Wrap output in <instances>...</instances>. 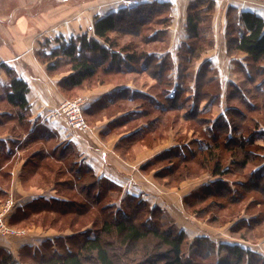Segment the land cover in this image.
<instances>
[{
  "label": "crops",
  "instance_id": "1",
  "mask_svg": "<svg viewBox=\"0 0 264 264\" xmlns=\"http://www.w3.org/2000/svg\"><path fill=\"white\" fill-rule=\"evenodd\" d=\"M152 2L171 5V24L164 41H161L164 46H159L157 50L151 49L148 54L154 56L157 63L166 65L162 68L175 85L178 84L181 71L182 74H191L187 82L191 105L196 91L197 73L204 64H208L218 78V99L214 102L201 101L200 111L211 121L225 115L229 105L238 103L229 98L231 84L240 86L246 79L245 75L247 78L253 75L245 54H229V31L235 27L232 38L242 36L245 27L240 16L244 12L255 13L264 19V0H207L204 4L199 0H0V203L8 198L15 201L17 210L12 224L27 229L16 236L0 237V253H8L22 264H31L32 260L36 264L35 259L43 250L46 253L53 252L51 245L47 248V244L56 242L61 232H67L68 229L74 232L71 228L61 229L62 226L47 229L44 224L28 225L26 219L15 220L20 210L39 202L55 205L54 208L47 207L41 214L29 216V220L39 216L47 220V215L57 217L60 213L57 208L70 207L72 204L70 196H74L76 201L79 198L80 203L87 201L84 194L68 196L58 190L57 179L64 178L61 174L57 177L50 172L57 169L56 164L60 169L62 160L67 159L71 164H78L77 168L71 165L73 169H85L95 174L101 185L94 195L101 193L104 200L113 199L114 203L120 204L132 197L141 198L152 208H159L163 220L165 216L179 231L186 232L193 239L202 235L218 239L219 234L216 232L226 228L229 230L230 225L213 226L201 221L185 206L187 197L196 193L194 190L208 185L217 177L203 174L182 182L180 187L167 188L155 179V171L147 167L156 156L181 145L177 141L179 130L175 126L171 127L174 136L170 142L162 141L152 146L139 144L135 148L119 146L122 138L130 134L127 128L132 124L145 121L134 128H147V116H144L147 97H152L156 110L162 109L163 106H159L164 104L156 94L161 91L155 87L156 80L148 77L143 70L144 60L134 65L139 70L136 73L132 72V66L124 64L123 73L114 71L105 74L100 71L99 75L72 89L64 88L67 78L72 74L70 68L49 71V66L56 62L60 68L68 66L67 58L59 55L48 63L42 61L38 53L52 43L55 49L58 48L60 39L69 41L83 34L95 38L93 27L97 18ZM209 3L212 4L211 8L207 6ZM191 11H198L202 15L206 13V16L203 15L199 38H192L187 30ZM200 43H205L207 49L187 72L183 67V53H191ZM47 52L48 58L50 53ZM4 65L29 86L26 95L29 107L26 119L22 121L17 117L19 109L6 100L10 78ZM108 75H121L123 78L122 81H110L105 78ZM72 92L87 98L86 116L90 124L94 125L87 134L74 132L64 118H56L52 114L59 103L67 98V94ZM173 93L174 88L170 90V96ZM4 121L3 126L1 122ZM262 126L258 131L263 135ZM257 144L264 147V136ZM133 152L136 155L129 156ZM262 155L264 157V152ZM253 172L264 173V161ZM68 173L73 176V173ZM190 182L200 184L186 187ZM80 242L77 240L73 248H77ZM68 249L72 250L70 246Z\"/></svg>",
  "mask_w": 264,
  "mask_h": 264
},
{
  "label": "trees",
  "instance_id": "2",
  "mask_svg": "<svg viewBox=\"0 0 264 264\" xmlns=\"http://www.w3.org/2000/svg\"><path fill=\"white\" fill-rule=\"evenodd\" d=\"M199 1L201 4L207 3V0L205 2ZM210 5L212 4L209 3L207 6L211 8ZM203 19V15L198 11H191L189 14L187 30L192 38L201 36ZM240 19L245 27L244 33L239 38H232L235 27L230 29L228 50L231 55L236 54L234 52H241L246 55L254 71L253 75L247 78V81L254 87L247 89L245 86L231 84L232 91L229 93V98L241 102L247 109L245 110L237 104L229 105L225 115H220L214 121L206 119L200 111L201 101L214 102L218 99L216 92H218L217 85L219 82L213 68L204 64L197 73L196 91L191 105L189 104L191 99L188 96L189 87L187 85L191 74H182L181 71L178 84L175 85L162 68V66H166L164 63H157L154 56L149 55L148 52L141 53L139 50L138 45L141 41L144 43L160 41L167 34L171 22V5L169 3H142L97 18L93 27L95 38L83 34L61 43L58 48L50 52L48 58L46 47H44L46 51L39 50L38 53L44 62L55 59L59 55L67 58L66 62L70 65L72 74L65 82L64 88L78 87L84 81L94 78L100 71L105 74L114 71L123 73L124 64L127 67L128 65L132 66V72L136 73L139 70L135 69L134 65L144 60L143 70L148 77L156 80L155 87L158 90L161 89L159 96L164 104L159 106L160 108L163 106L162 109L156 110L154 100H151L152 97H147L148 102L144 114L147 116V128L143 127V133L149 132L148 130H151L149 127H155L158 123L151 116L153 110L160 114L178 111L175 114V120L193 122L194 130L197 126L203 128L205 124H212L210 133L206 132V136L202 135L204 141L194 139L192 143L194 149L189 148V143L188 145L175 146L156 156L148 163L147 167L158 164L164 165L163 171L160 169L155 172L154 177L160 184L170 188L179 187L183 181L199 177L207 172L220 178L233 174L247 175V182L238 183L243 187V190L245 189V193H241L239 196L231 194L230 188L227 186L228 181L215 180L212 184L203 186L201 192L192 195L193 198H187L185 204L187 209L196 215L208 214L212 223H216L218 215L211 216L209 214L211 209L216 207L220 211L227 210L228 213L232 211L234 215L239 216L242 213L240 214V210L236 211L238 209L236 207L253 194L252 199L254 200L250 202L249 206L253 209L258 205L261 206V209H258L260 212H257L259 216L245 219L247 222L243 220L241 226L233 227V232L239 238L251 241L254 240L253 237H260L264 234V173L253 172L254 168L264 161L262 155L264 147L257 144V141L264 136V133L262 135L258 131L263 125L264 114L259 118L253 115L248 117V112L255 114L258 110L264 111V19L252 12L242 13ZM124 35L136 39L124 44L120 40ZM203 50L204 47L197 46L191 50V53H183V67L187 72L195 60L200 58ZM58 65V62L50 65L49 70H56ZM4 67L10 78L6 100L11 106L19 109L17 117L22 121L26 119V111L29 107L26 98L29 86L17 77L10 68L6 65ZM260 77L263 81L259 84L255 83L256 78ZM207 87L211 89L206 90ZM173 88V96H170V90ZM254 100H258L260 104L256 105ZM149 107L152 108V111H149ZM184 109L186 111L182 113ZM249 120L250 123H248ZM5 122H1V124L4 126ZM68 164V171L73 173L74 179L69 181L57 179L59 186L62 187L58 189L59 191L67 190L66 188L76 190L79 194L85 195L84 199L87 202L84 200L83 203L72 201L70 207L69 205L68 207L60 206L57 208V211H60L57 217L47 215V223L51 225L61 224V229L67 227L74 229L78 225V218L90 213V220L88 219L86 222L98 224L102 220V225L96 234L81 241L76 250L67 253L50 252L42 254L39 258H34L36 264H210L205 260L214 248H217L219 253L223 250L226 252V259L217 264H264L261 263L258 255L238 244H222L217 247L213 242L206 243L201 238H197L188 244L183 231L163 232L149 227L144 216L147 214L152 216L157 213L161 215V211L157 207L152 208L147 201L138 197L126 200V215L122 214L121 217L112 218L106 214L100 217L102 213L105 214L107 209L103 206L100 207V202L104 200L103 194L94 195L101 185L99 180L93 172L85 169H72L71 163ZM47 168L51 169L49 165ZM54 205L39 202L20 210L15 220L29 219L32 215L41 214L42 211L47 210V207L54 208ZM75 210L78 212L76 213ZM248 212L250 213V211L245 213ZM60 216L63 217L61 220ZM69 216L72 220L62 225ZM94 216L95 218H92ZM83 223L82 225H85V222ZM215 225L219 226L218 224ZM260 229L261 232L257 233ZM253 234L255 235L253 236ZM187 244L189 248H192L191 254L196 253L202 258V261L195 260L193 255L191 257L186 255L185 247ZM150 245H156L158 249L164 252L154 253L150 251ZM0 264L22 263L15 260L10 254L2 252L0 253Z\"/></svg>",
  "mask_w": 264,
  "mask_h": 264
},
{
  "label": "rangeland",
  "instance_id": "3",
  "mask_svg": "<svg viewBox=\"0 0 264 264\" xmlns=\"http://www.w3.org/2000/svg\"><path fill=\"white\" fill-rule=\"evenodd\" d=\"M2 1H6V0H2ZM204 16H206V13H205ZM170 24H171V22H170ZM132 39H136V38H132L131 36L124 35V36L121 37L120 40H121L122 43L125 44V43L131 41ZM135 41L136 42H139L138 40H135ZM161 41H164V37L162 38V40L156 41V42L144 43V42L141 41L139 43V45H138L139 46V50L141 51V53H146V52L149 53L151 49L152 50H154V49L157 50L159 48V46H162V47L164 46L163 43H161ZM64 42H67V40H61L60 39L59 46H60L61 43H64ZM53 45L54 44L52 43L51 46L49 45L51 48L50 47H47V51H49V53H50V51H52L53 49H55ZM200 46L204 47V50L207 49V46L205 45V43L204 44L200 43ZM204 50L202 52H204ZM201 54H204V53H201ZM53 64H55V63H53ZM63 68L69 69L70 68V65L65 66V67L61 66V68H60V65H58L57 68H56V71H58L60 69H63ZM253 73H254V71H253ZM121 75H117V76L116 75H108V77L106 76L105 78H107V80H110V81L111 80H116V81L119 80V81H122V78L123 77H121ZM245 77H246L245 81L243 80L242 83L239 82V83H241L240 86L241 87H244L245 86V88L247 87V89H251V87H254V85H250L248 83V81H247V75H245ZM261 81H263V79L261 77L260 78H256L255 83H258L259 84V82H261ZM74 88H77V87H73L72 89H74ZM150 92H153V91H150ZM156 94H157V96L159 95V93H156ZM67 95L68 96L65 99L77 100L79 98H85L87 100V98L83 94L75 95L74 92H72L71 94L68 93ZM65 99H63L62 101H64ZM253 102L256 105H259L260 104V102H258V100H254ZM239 103L240 102H238L237 104H239ZM239 106L241 108L245 109V110L247 109V107H245V105H243L241 103L239 104ZM186 109L182 110V113L185 112ZM258 109H260V107H258ZM149 111H152V108L149 107ZM176 112H178V111H168V112H164L161 115L159 112L156 113L153 110L151 116H153L155 118V121L158 122L156 124V126L155 127H149V129H151V130H148L149 132L143 133L144 128L135 129L136 128L135 126L136 125H139V124H141V123H143L145 121H142V122L139 121V122H136V123L132 124L131 126H129L127 128L128 130L130 129V131H131L130 134H128L126 137H123L122 138L123 140H121L119 146L121 147V146H124V145H129V146H127V148H130V147L135 148V147L139 146V144H142L144 146L145 145L152 146V145H155L156 143H161L162 141H164L165 143L170 142L172 136H174L171 127L172 126H175L176 130L177 129L179 130V135L177 136V141H180L181 144H186V145H188V143H189V145H190L189 148L194 149L195 147L192 144L194 142V139H198L200 141H204V136H206V132L207 131L210 133V129L212 127V124H210V123L208 125L206 124L203 128L202 127L199 128L197 126V128H195V130H196L195 131L193 129L194 128L193 127V125H194L193 122H187V121H183V120H179V119L175 120V118H176V115H175ZM263 114H264V111L263 110H260V111L258 110V112H256L255 114H250V112H248V117L250 118L253 115V116H256V118H259V116L261 117ZM83 116L85 118L86 123L89 126V131H90L91 129L94 128V125H91L90 122L88 121L87 116H86L85 109H84V112H83ZM62 118H64V117H62ZM262 122H263V125H264V120ZM248 123H250V120L248 121ZM262 128L264 129V126H262ZM128 130H125V131H128ZM74 132H76V131H74ZM88 132H86L84 134H87ZM76 133L81 134L79 132H76ZM189 133L190 134L192 133V135H189ZM202 135H204V136H202ZM177 146H179V145H177ZM169 150H167V151H169ZM185 151H187V148H185ZM134 152H133V154H131L129 156L136 155V154H134ZM68 161H69V159L62 160V166H60L61 167L60 169L58 168V164H56V166L53 165L57 169L54 170V171H51L50 173L53 176H57V177H59L60 174H61L64 179L63 180H60V181H64L66 179H67V181H69L71 179H74L73 176L68 173V169H69V164H68L69 162ZM52 163H55V162L52 161ZM71 165L74 166L75 168L78 167V164H74L73 163ZM163 168H164V165H161L160 166L158 164L157 166L154 165L153 167H150V171H153L154 170L155 172H157L160 169L163 171ZM155 172H154V174H155ZM47 174H49V173L47 172ZM205 174H210V173L207 172ZM202 175H200V176H202ZM195 178H197V177H195ZM195 178H193V179H195ZM188 180H191V179H188ZM215 180L216 181L217 180H220V181H228L227 186L230 188V191H231V194L232 195L239 196L241 193L242 194L245 193V189L243 190V187L241 185H238V183H245V182H247V175L233 174V175L226 176V177H223V178L217 177V178H215ZM215 180L211 181L208 185L212 184ZM198 184H200V182H195V183L190 182V183H188V186H186V187L189 188L190 186H195V185H198ZM208 185H205V186H208ZM59 187H61V186H59ZM167 188H170V187H167ZM201 188H202V186L199 187L198 189L194 190V192H196V193L199 192V191L201 192ZM66 189L67 190L62 189L59 192L61 194H63V195L66 194L68 196L79 193L78 191H76V190L74 191L71 188H66ZM193 195H195V194H193ZM252 196H253V194L249 195L248 198L245 199L242 202V204L240 203V205L238 207H236V208H238V209H236V211L240 210V214L242 213L239 216L238 215L237 216L234 215V213L232 211L230 213H228L227 210H225V211H222L221 210L220 211V209H217L216 207L213 208V209H211L209 211V214L211 216L212 215L213 216L218 215V218H217V222L216 223H212V221L210 219V216L208 214L203 215V216H198L195 213H193L192 211H190L191 214H193V215L195 214V216L198 217V218H200L201 221H207V223H210L213 226H215V224H218L219 226L230 225L229 230L226 228V229H223V231H221V232H216V233L219 234V238L218 239H215V238L213 239L210 236H203V235L200 236V237H198V238H201L202 240L204 239V242H206V243H208L209 241H211L214 244H216L217 247L218 246H221L222 244L223 245L224 244H230V245L238 244V245L244 247L245 249H248V250L252 251L253 253H255L256 255H258L261 263H264V234H262L260 237H253L254 240L245 241V240L239 238L233 232V227L235 228L236 226H241L242 225L241 222L243 220L245 221V219H249L251 217H255L256 215L259 214V213L257 214V212H260L259 210L261 209V206L258 205L255 209H253V208H251L249 206L250 202L254 200V199H252L253 198ZM249 197H251V198H249ZM70 198L72 199L71 201H76V199H75L74 196H70ZM187 198L190 199V198H193V196L192 197L189 196ZM8 201H12V200L8 198L5 201H2L0 203V213L4 212L3 207H4V205ZM77 201H79V198H78ZM109 201H110V199L109 200H103L102 202H100V207L103 206V207H105L107 209V211L105 212V214L102 213L100 215V217H103V216H105L107 214V215H109L112 218H116V217H121L122 214L123 215H126L127 214L126 202L128 200L125 201V202H123V203H120V204L114 203V200L113 199H112V201H110V202ZM86 202H85V204H87ZM185 206L187 207L186 204H185ZM196 208H198V207H196ZM16 210H17V206H16V202L14 201L13 202V207H12L11 211L9 212V214L7 215L6 219L4 220V217H2V218H0V221L6 222L7 223V226H8L7 228H9L10 230L12 229V230H14L17 233L10 235V234H5L3 232H0V237H12V236H16V234L24 233V230H27V229L17 228V227H15L12 224V220H13V217L15 215ZM186 210L188 211L189 209L186 208ZM231 210H232V208H231ZM234 211H235V209H234ZM247 211H250V213L249 212L248 213H245ZM97 216H99V215H97ZM62 218L63 217H61L60 220ZM92 218H95V216L92 217ZM88 219L90 220V213L88 215L86 213L84 216L79 217L78 220H77L78 221V225L75 226L74 232H71L70 229H68L67 232H61V234H59L58 240H56V242L47 244V248H48V246L51 245L52 249L51 248L50 249L53 252H55L57 250V251H59L61 253L62 252L67 253L68 251H70L69 249L67 251V248H69V246H70V248H72V250H76V248L74 249L73 247H75V244L74 243L77 240L83 241V240L87 239L88 237L93 236L98 231V228L101 227V225H102V220H101V222L99 221L98 224L97 223L95 224L94 222L87 223L86 221ZM144 219H146L147 224H148L149 227L158 229L159 231H163V232H168L170 230H172L174 232L178 231L177 226L175 224H173L171 220H169V219L167 220V218L165 216H164V219L165 220H163L162 219V216L161 215H158V213L157 214H154L152 216L150 214H147V215L144 216ZM26 220H28L27 221V224L28 225H31L33 223H36V224H44L45 226L47 225V229H49V228L58 229V227L61 226V224L51 225L50 223H47V220L46 219H42L41 216H39L38 218H32L30 220L29 219H26ZM70 220H72V219L69 216L66 221L65 220L63 221L62 225L63 224H66V223H69ZM83 222H85V225H82ZM245 222H247V221H245ZM199 226H200V224H199ZM83 227L86 230L82 232V230H84V229H82ZM259 232H261V229L257 233H259ZM184 233L186 235V242L188 244L191 241L193 242V240L197 239V238H194V239L191 238L188 234H186V232H184ZM254 235L255 234H253V236ZM69 238H70V240H69ZM188 244L185 247V253H186V255H189L190 257H191V255H193L195 260L202 261V258H200L199 256H197L196 253L195 254L194 253L191 254V252H193V251H191L192 248H189L188 247ZM150 248H151L150 251H153L154 253L162 251V250L158 249L156 247V245L155 246L150 245ZM63 249H65L66 251L63 250ZM43 251H42V253H40V254L37 255L38 258L40 256H42V254H45L46 253V252H43ZM199 251H201V250H199ZM162 252H164V251H162ZM223 259H226V252H225V250H223V251H221L219 253V251L217 250V248H214V250L211 252V254L207 256V259L205 261L207 263H210V264H217L218 262L222 261ZM31 264H33V260L31 261Z\"/></svg>",
  "mask_w": 264,
  "mask_h": 264
},
{
  "label": "built area",
  "instance_id": "4",
  "mask_svg": "<svg viewBox=\"0 0 264 264\" xmlns=\"http://www.w3.org/2000/svg\"><path fill=\"white\" fill-rule=\"evenodd\" d=\"M86 105L87 100L85 98H79L77 100L65 99L57 106L52 114L56 118L64 117L74 131L84 134L89 131V126L83 116ZM12 207L13 202L8 201L3 207L4 212L0 213V218L4 217L5 220ZM7 227L6 222L0 221V232L10 235L17 233Z\"/></svg>",
  "mask_w": 264,
  "mask_h": 264
}]
</instances>
